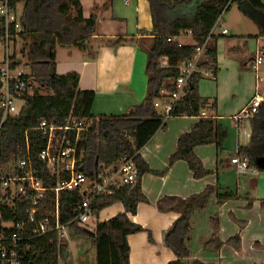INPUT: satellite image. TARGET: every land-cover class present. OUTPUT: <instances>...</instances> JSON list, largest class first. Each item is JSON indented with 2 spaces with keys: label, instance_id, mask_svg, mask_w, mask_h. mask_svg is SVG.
<instances>
[{
  "label": "trees",
  "instance_id": "1",
  "mask_svg": "<svg viewBox=\"0 0 264 264\" xmlns=\"http://www.w3.org/2000/svg\"><path fill=\"white\" fill-rule=\"evenodd\" d=\"M113 1L104 0V7H110ZM240 1L148 0L152 19L150 34L153 35L145 66L148 93L141 102L130 107L124 114L94 117L91 114L94 92L79 88V75L76 72L57 74L55 62L58 46H75L83 51L88 49L96 25L97 8H92L89 17L85 18L80 0H8L14 12H17L20 3L23 5L19 16L21 29L15 32L13 25L11 26V33L20 36L23 41L19 50L12 52V66L24 65L28 68L26 77L31 79L33 89L23 96L25 104L21 111L17 115L7 116L2 125L0 171L5 172L9 169V165L13 163L15 148L24 142L27 135L34 149L31 158L38 169V177L45 186H54L57 175L51 174L45 164L36 159L35 152L44 147L46 137L34 127L41 119L62 126L69 115L90 123L89 130L82 132L88 146L87 157L82 163L85 173L93 176L96 171V160L111 165L123 156L133 157L138 168L134 184L121 186L109 194H101L91 205L96 215L115 203H121L125 211L107 220L96 221L91 227L72 220L75 204L80 198L79 193L77 191L59 193L60 221L68 223V234L73 233L91 239L96 252V264H130V246L127 238L131 234L144 231V228L131 221L127 213L134 215L137 205L147 201L141 191L139 179L142 174L150 172L139 151L159 129L165 127L164 118L200 115L207 103L198 91L201 73L196 72L192 75L188 81L192 88L189 87L187 96L172 103L171 110L167 114H163L154 106V100L159 96L161 88L167 92L175 90L180 67L191 59L196 45L205 41L216 20L228 11L230 5L234 2L239 4ZM250 2L264 13V0H250ZM186 31H190L194 44L178 46L169 43L166 39L168 36H176ZM3 34L4 25L0 17V37ZM123 42H133V39L107 43L116 45ZM216 62L215 44L210 40L204 60L199 63V67L203 70L215 71ZM41 89L45 93H41ZM250 124V141L248 145L241 146L238 152L242 158L248 160L249 167H253L254 160L264 158V102L259 106L258 112L251 117ZM62 133V130L55 131V139L60 138ZM96 134H99L102 140L99 146L95 144ZM71 136L73 137V134ZM226 138L227 130L219 120L200 119L190 132L179 136L177 149L170 156L169 165L176 160H184L194 178H202L208 174V171L203 168L201 161L194 154V147L214 143L219 153L224 150ZM59 178L65 179L66 175L60 174ZM212 192H215L218 204L236 196L229 189L207 187L203 192L186 199L165 196L157 201L156 207L160 212L174 211L179 214L163 234L165 245L176 257L167 264H213L200 260L185 263L183 260L188 256L184 237L189 229L190 216L195 209H202L205 206ZM47 197L48 199L54 197V193L49 191ZM14 202L13 207L0 204L2 219L24 221L27 202L19 198H15ZM250 206L251 201H248L246 207ZM260 206L264 208V199H261ZM212 224L213 233L204 243L203 248L216 251L223 242L217 237L216 218H212ZM147 233L148 240L152 241L150 232ZM239 240V236L235 235L226 242ZM66 241L60 240L56 233L52 232L25 242L20 250L21 264H58L59 259L66 260L68 257ZM257 246L264 248L260 244Z\"/></svg>",
  "mask_w": 264,
  "mask_h": 264
},
{
  "label": "crops",
  "instance_id": "2",
  "mask_svg": "<svg viewBox=\"0 0 264 264\" xmlns=\"http://www.w3.org/2000/svg\"><path fill=\"white\" fill-rule=\"evenodd\" d=\"M80 3L85 18L89 17L92 8H97L94 33L86 51L75 46L57 47L56 73L76 72L79 88L94 92L91 106L94 117L124 114L148 93L145 66L153 40L149 2L114 0L108 8L104 7V0H80ZM243 4H247L248 9ZM22 6L20 3L17 7L18 18ZM230 11L229 7L212 30L216 70L212 71L213 77L201 76L198 81L199 94L207 100L200 115L164 118L165 127L159 129L139 151L150 172L142 174L139 179L147 201L137 205L134 215L127 213L131 221L144 228V231L127 238L130 264H167L174 260L176 257L165 245L163 234L179 214L160 212L156 203L165 196L186 199L207 187L229 189L236 196L218 204L216 194L212 192L205 206L192 212L184 237L188 250L184 262L264 264V248L257 246H264V208L260 206L261 199H264V169L256 165L255 161L260 158L254 160L251 167L256 171L245 174L238 173L231 163V158L241 157L239 148L250 141L253 114L247 113V109L253 96L263 87V76L258 75L260 65L253 70L251 62L257 51L264 47V13L250 0H241L233 14L227 16ZM222 29L227 32L222 33ZM181 37L194 40L191 34ZM129 39L133 42L107 43ZM22 42L16 34L12 52L19 50ZM3 57L4 47L0 41V61ZM157 109L165 114L163 109ZM203 118L219 120L227 130V138L224 150L219 153L214 143L194 147V154L208 171L202 178H194L186 161L176 160L169 165V158L177 149L179 136L190 132ZM101 142L96 134L95 144L99 146ZM98 164L105 163L96 160L95 165ZM258 171L262 173L258 174ZM246 174L252 177L245 181L240 179V175ZM241 189L244 194L240 193ZM248 201H251L250 207H246ZM104 211L106 216L100 219ZM124 211L121 203H115L102 209L96 218L103 221ZM212 218L217 219V237L223 242L216 251L203 248L214 230ZM147 231L152 241L148 240ZM235 235L239 236V241L226 242Z\"/></svg>",
  "mask_w": 264,
  "mask_h": 264
},
{
  "label": "built area",
  "instance_id": "3",
  "mask_svg": "<svg viewBox=\"0 0 264 264\" xmlns=\"http://www.w3.org/2000/svg\"><path fill=\"white\" fill-rule=\"evenodd\" d=\"M0 17L3 20L4 34L0 41L4 47V57L0 61V130L7 116L17 115L25 102L23 96L33 89L31 79L27 73L18 67L12 66L11 48L15 44V35L11 33V26L15 32L21 29L20 21L8 0H0ZM220 21L216 20L210 33L202 44L195 47L191 59L180 67V75L176 79L175 90L167 92L164 88L154 100V106L161 108L167 114L172 103L187 96L189 79L196 72L202 76L213 77L211 70H203L199 63L204 60L206 47L211 40L212 30ZM226 33V29L221 30ZM190 31L176 36L166 37L167 41L178 46L180 36L190 35ZM264 62V47H261L251 62V68L256 70ZM20 101V103H18ZM264 101V91L257 93L250 101L247 113L255 114ZM90 123L69 115L62 126L55 125L46 119H41L36 130L46 137L43 148L35 152L36 159L45 164L51 174L57 175L54 186L47 187L38 177V169L31 158V143L25 135L24 142L15 149L13 163L5 172L0 171V204L13 207L15 198L27 202L24 221L3 220L0 213V264H21L20 250L25 242L55 232L57 237L68 239L67 225L60 221L58 196L61 191H77L79 201L74 207L72 220L81 224H95L96 214L92 211L93 201L101 194L112 193L124 185L136 182L138 168L131 156H123L111 165L98 164L93 176L83 171L82 163L88 154V146L82 132L89 130ZM62 130V136L55 139V131ZM73 132V133H72ZM73 134V137L71 136ZM236 171L245 174L255 172V168L248 165V160L239 156L231 158ZM81 167V168H80ZM65 174V179H60ZM51 191L54 197L48 199ZM71 220V221H72Z\"/></svg>",
  "mask_w": 264,
  "mask_h": 264
},
{
  "label": "rangeland",
  "instance_id": "4",
  "mask_svg": "<svg viewBox=\"0 0 264 264\" xmlns=\"http://www.w3.org/2000/svg\"><path fill=\"white\" fill-rule=\"evenodd\" d=\"M239 4L237 2H234L231 4L230 8L231 11L229 12V14L227 16H230L233 14V11H235L236 7ZM244 7H246L248 9V5L247 4H243ZM227 12V11H226ZM179 42H181L183 45H190L194 43V40L191 37H181L179 39ZM11 51H13V47L11 48ZM18 57H20L19 54H17ZM25 61V59H23ZM20 69H23L26 73H28V68L24 65L19 66ZM259 72L258 75L259 76H263V81H262V85L263 87L261 88L260 91L263 90L264 88V64L260 65L258 67ZM41 93H45L44 90H40ZM20 103V101L18 102ZM262 173V171H258V174ZM250 176V174H246V175H240V179H244L247 180ZM240 193L244 194L245 191L244 189L240 190ZM106 216V212L104 211V213L102 212L100 215V219L102 217ZM89 227H91V224H87ZM69 239L66 241V244L68 246V257L66 258V260H61L59 259L58 264H96L95 260H96V252H95V248L91 242V239L89 237H85V236H76L73 233H69L68 234Z\"/></svg>",
  "mask_w": 264,
  "mask_h": 264
},
{
  "label": "water",
  "instance_id": "5",
  "mask_svg": "<svg viewBox=\"0 0 264 264\" xmlns=\"http://www.w3.org/2000/svg\"><path fill=\"white\" fill-rule=\"evenodd\" d=\"M189 87L192 88V86L189 84ZM256 165L260 168V169H264V159L260 158L257 159L256 161ZM81 168V167H80ZM88 232H91L90 230H87Z\"/></svg>",
  "mask_w": 264,
  "mask_h": 264
}]
</instances>
